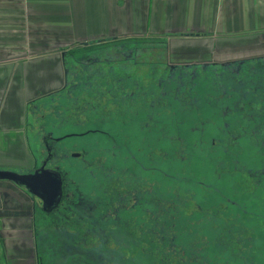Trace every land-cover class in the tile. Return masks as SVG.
<instances>
[{"label":"flooded vegetation","instance_id":"1","mask_svg":"<svg viewBox=\"0 0 264 264\" xmlns=\"http://www.w3.org/2000/svg\"><path fill=\"white\" fill-rule=\"evenodd\" d=\"M164 51L63 49L61 77L42 80L24 124L4 122L25 134L8 133L17 155L0 147V170L55 172L60 195L45 202L35 181L0 177V264H48L40 244L55 235L75 237L86 264H264V55ZM67 123L82 129L57 136ZM71 137L85 140L61 146Z\"/></svg>","mask_w":264,"mask_h":264},{"label":"crops","instance_id":"2","mask_svg":"<svg viewBox=\"0 0 264 264\" xmlns=\"http://www.w3.org/2000/svg\"><path fill=\"white\" fill-rule=\"evenodd\" d=\"M101 39L165 49L177 60L261 56L264 0H0L2 87L22 91L29 74L58 79L63 49Z\"/></svg>","mask_w":264,"mask_h":264},{"label":"rangeland","instance_id":"3","mask_svg":"<svg viewBox=\"0 0 264 264\" xmlns=\"http://www.w3.org/2000/svg\"><path fill=\"white\" fill-rule=\"evenodd\" d=\"M69 50L70 51L73 50V47H70ZM147 55H149L151 59L148 58V56H144V53L140 54L139 56L142 57L141 58L142 60H145V59L147 60L148 58L152 61H159L160 59H162V58H158L159 56L158 51H155V50H154V53L152 52L151 54L147 53ZM8 68H11V66L8 65ZM0 72H2V70H0ZM25 81L29 85L25 86L26 88H24L21 91L17 89V87H15V83L10 85L11 87L9 86L2 87L4 83L0 79V126H2L4 122L6 123L11 122L12 124L11 126H14L13 122L23 121L20 125L22 126V124H24L23 119H25V115H26V112H25L26 105L29 103V100H31L33 97H35L39 93H43L48 90L47 86L42 85L41 83L42 81H39V80L37 81L36 79H32L30 74H29V79H26ZM13 82H16V81H13ZM7 83H11V81L8 80ZM11 90L13 92L15 91L20 94L15 95V97H13V93L11 92ZM45 98L46 97L38 98L36 103L33 104L34 108L32 106H29V110H34V109L36 110V105H38L39 102H41L42 100H45ZM36 125L38 126V123H34L32 127L30 128L32 129L31 135L33 139L35 138L34 130L35 128H37ZM17 127H19V125H17ZM81 129L82 128L80 126L74 123H67L66 125L62 126L60 129H57L55 131V134L57 136H62L63 134H66L68 132L79 131ZM1 130H4V129H1ZM10 130L11 131H8L7 133H9V135L14 138H16L15 137L17 135L16 133L22 132L21 134H19L22 136L23 134H25L24 127L21 128L20 130L21 132L20 131L18 132V129H14V128L13 130L12 129ZM187 134L192 135L191 133H187ZM84 140L85 139H82V138L71 137L68 139H64V141L61 143V146L70 147L80 142H83ZM0 147L2 150L7 151L6 154L14 155L16 153V150L14 149L12 144L10 145V141H8L7 135L4 136L3 131H1V135H0ZM0 159H7V156L0 157ZM72 162H74V160L71 157H69L68 159H66V162L64 163H65V166L68 167V169H70V166L74 164ZM143 170L145 171V173H148L146 172L147 166ZM77 171L74 172V170H70V173H72L73 177H77L81 174L79 173V171L78 172ZM177 177L180 178V175H177ZM209 183H213V180H210ZM142 215L149 216V214L146 213V210L144 208H142ZM73 240L76 241V238L72 236L66 238V236L63 237V235H55V237L51 236V239L43 240L40 244V248H41V254L42 255L44 254L45 256L44 260L47 261L48 264H86L84 259L90 260L91 258L90 252L79 251L81 247L74 245ZM77 240L81 241V238ZM77 250L80 252L79 255H78L79 252Z\"/></svg>","mask_w":264,"mask_h":264},{"label":"water","instance_id":"4","mask_svg":"<svg viewBox=\"0 0 264 264\" xmlns=\"http://www.w3.org/2000/svg\"><path fill=\"white\" fill-rule=\"evenodd\" d=\"M44 175H45L44 178H40L39 176H42V175H39V174L22 176L12 171H1L0 170V177H3V178H13L23 183L25 182L28 185L31 184V181H35L34 183L35 185L31 186L29 190L33 192L34 194L45 199V202H46L47 197L45 195L49 196L50 194L52 197L55 196L54 199L56 197L58 198V196L60 195V180H59L58 174H56L55 172H52L50 174L45 173ZM55 176H57V178L53 179V177Z\"/></svg>","mask_w":264,"mask_h":264}]
</instances>
